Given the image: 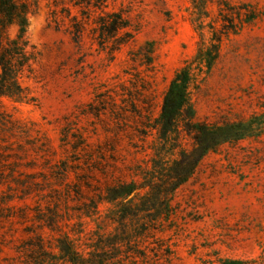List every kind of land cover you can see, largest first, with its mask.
<instances>
[{"label": "rangeland", "instance_id": "1", "mask_svg": "<svg viewBox=\"0 0 264 264\" xmlns=\"http://www.w3.org/2000/svg\"><path fill=\"white\" fill-rule=\"evenodd\" d=\"M27 1L24 38L33 59L21 82L30 99L0 96V110L27 131L17 139L29 149L24 161L38 158L35 168H22L37 177L22 179L41 184L21 199L9 201L5 187L0 192V264L23 263L39 238L55 253L65 236L84 248L88 232L99 225L96 215L84 214L86 197L94 194L85 182L104 189L119 179L142 181L141 172L156 157V130L146 123L159 114L176 71L200 45L211 44L214 32L221 38L219 57L209 72L195 70L198 119L264 110V0H100L105 11H122L131 21L132 35L118 49L94 39L101 9L77 6V0ZM250 13L256 17L246 21ZM74 15L87 22L79 41L70 33ZM18 29L9 25L5 36L16 37ZM147 42L153 44L149 69L135 55ZM77 137L85 144L75 150ZM45 159L50 164L43 165ZM60 160L71 167L66 178L50 175ZM172 204L170 222L156 233L173 251L168 264H264V134L209 152ZM108 206H100L103 216Z\"/></svg>", "mask_w": 264, "mask_h": 264}, {"label": "trees", "instance_id": "2", "mask_svg": "<svg viewBox=\"0 0 264 264\" xmlns=\"http://www.w3.org/2000/svg\"><path fill=\"white\" fill-rule=\"evenodd\" d=\"M75 5L101 9L94 21L96 26L92 29L94 39L101 47L112 42V49H118L129 41L132 33L128 29L132 24L122 11H105L100 0L97 3L77 0ZM29 13L30 4L27 0H0V96L20 102L30 99L28 89L21 82L24 73L31 71L33 59V53L28 50L24 38ZM82 17L89 18L90 15L83 12ZM255 17L250 13L246 21ZM71 21L73 29L70 33L79 41L87 22L77 15L71 16ZM12 24L18 25L19 29L16 37L10 39L5 36V32ZM121 31H124L122 35ZM213 34L216 36L215 32ZM214 36L210 45H200L194 58L176 71L164 93L159 114L146 123L147 128L156 130V157L152 165L141 172L142 181L119 179L106 184L104 189L86 181V186L94 194L87 195L84 214L88 217L96 215L94 220L99 225L88 232L84 248L80 249L81 245L65 236L58 240L59 252L55 253L39 238L37 245L27 254L28 259L17 264L169 263L173 252L171 246L156 233L165 230V222H170L174 213L172 199L177 188L194 174L209 152L217 151L227 143L236 144L251 138L257 140L264 134V110L236 119L225 117L214 122L198 119L192 99V90L198 80L196 77L200 76L195 70L201 67L203 73L209 72L218 59L221 38ZM135 55L148 69L151 68L153 44L147 42L140 46ZM100 95L105 100V93ZM132 104L136 106L135 102ZM24 134L28 137L23 125L0 110V192L6 193L3 190L5 187L6 191L12 193L9 201L15 196L23 198L41 184L37 181L28 183L22 179V176L31 179L37 177L35 173H26L22 168L39 165L37 157L24 161L29 156V149H24V145L17 140ZM64 137L63 140L67 141L69 133H64ZM81 138L77 137L71 144L75 150L85 144ZM25 140L28 144H34L30 139ZM35 149L33 145L32 150ZM37 149L43 151V147ZM38 154L36 151V156ZM170 155L175 157L169 160ZM46 164H50L49 159H45L43 165ZM70 168L68 160H60L50 166V175L66 178ZM42 175L47 179L46 175ZM103 203L109 204L105 216L100 210ZM107 225L111 229L108 230ZM224 264H242V261L227 260Z\"/></svg>", "mask_w": 264, "mask_h": 264}]
</instances>
